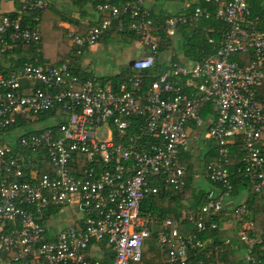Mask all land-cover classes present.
<instances>
[{
  "label": "built area",
  "instance_id": "built-area-1",
  "mask_svg": "<svg viewBox=\"0 0 264 264\" xmlns=\"http://www.w3.org/2000/svg\"><path fill=\"white\" fill-rule=\"evenodd\" d=\"M2 1L0 54L38 45L39 33L3 13ZM193 1L207 7L197 6L189 19L170 17L163 29L154 26L143 0L122 8L100 4L96 10L105 19L84 35H67L80 56L112 29L114 20L115 31L125 32L120 18H129V29L145 51L132 61V76L117 88L95 77L80 80L68 64H26L15 74L0 72L1 128L57 105L67 112L57 130L17 137L19 154L9 143H0V264H102L87 256L97 243L111 252L110 264L141 263L143 247L153 237L152 224L140 215L141 202L158 194L160 186L184 191L187 167L180 161L194 152V140L215 147L214 160L202 174L214 187L186 221L165 219L157 225L163 264H205L197 258L213 243L207 234L219 229L229 211L248 251L247 262L264 261V228L255 227L246 201L233 202L236 182L248 194L264 193V104L257 102L264 81L260 18L251 17L248 0ZM46 5L22 0L19 14L39 12ZM212 14L225 25L218 50L194 64H173L144 87L141 74L154 66L160 32L174 38L180 25ZM239 55L248 60L241 64ZM23 81L38 82L45 90L34 87L26 95ZM38 153L45 154L50 173H39L40 159L33 160ZM67 207L82 214L52 239L42 217L50 209ZM230 243L225 239V245Z\"/></svg>",
  "mask_w": 264,
  "mask_h": 264
},
{
  "label": "trees",
  "instance_id": "trees-1",
  "mask_svg": "<svg viewBox=\"0 0 264 264\" xmlns=\"http://www.w3.org/2000/svg\"><path fill=\"white\" fill-rule=\"evenodd\" d=\"M22 0H14L16 5V10L8 13L7 16L11 19L20 18V24L23 27L28 26L30 29L35 30L39 33L41 41L38 45H22L11 52H5L0 54V72L4 75L8 76L11 74H15L20 71L24 65L31 64L35 67L42 68H57L62 64H68L71 72L76 75L80 80H86L88 78H93L91 75L86 72H80L75 69L73 63L75 60L73 59L74 48L66 49L60 43L58 46V50L54 53L48 52L45 47V37L44 33L47 30V24L44 19H47L48 24L51 26L48 28L51 29L49 35L56 34L58 31L57 25L58 21H61L62 14L57 13V8H55L54 4H47L46 7L39 12H23L19 14L20 11V3ZM74 7L79 9H84L86 6L91 7L98 14V20L95 24L97 25L103 19L106 18L104 13H99L96 10L97 5L109 3L118 8L124 7V5L129 1L134 0H68ZM161 2H170L172 0H157ZM180 1V0H179ZM249 11L251 17H259L260 18V27L259 30L263 31L264 28V0H248ZM199 6L202 8L207 7L202 2L198 3L189 8V11L186 14L179 15L177 13L167 14L164 18L157 17L153 13H150L151 19L154 22L155 27H164L165 22L170 17H186L190 18L194 9ZM210 8V7H208ZM214 9V8H213ZM211 8V10H213ZM214 11V10H213ZM119 19V18H118ZM123 20V24L125 26V32L120 33L115 31V27L117 24V20L112 22V29L109 32H106L101 38L107 37L108 35L113 37H118L124 39L128 43H138L139 39L134 32L129 29L130 21L129 18H120ZM56 29V30H55ZM161 29V31H162ZM225 25L218 21L214 14L210 17V19H202L198 22H191L190 20L184 24L180 25L178 28V32L176 37L169 38L166 37L164 32H160V36L162 38V43L158 48V54L155 57L154 66L144 71L141 74V77L144 81V87L150 85L152 82L156 81L162 74L171 70V66L173 64L178 63H188L194 64L200 62L201 60L211 56L214 54L218 48L222 38V34L224 32ZM45 30V31H44ZM59 34V33H58ZM57 34V35H58ZM53 36V38H54ZM208 39H212L213 43L209 44ZM99 40V41H100ZM58 42V41H57ZM61 46V47H60ZM87 48L82 49V53ZM168 49H172V54H167ZM179 53L182 56L179 57ZM25 56H22L24 55ZM57 55L56 58L49 59V62H46V58L50 57V55ZM15 55V58H11ZM81 56V55H80ZM165 56V58H163ZM79 57V56H75ZM11 58V65L8 68H4L1 65V60ZM237 60L243 64L248 60V56H236ZM133 74L131 68H127L121 73L112 76V77H99L97 78L101 83L110 84L114 88H117L119 85L125 83L128 78H130ZM35 88L45 90L42 85L35 86ZM26 95L31 94V92L24 93ZM257 102L260 104H264V81L261 87L258 89ZM67 112L63 109L62 105L55 106L52 110L47 112H42L37 116H30V118L19 117L16 119L15 124L11 125L8 128L0 127V143H3L1 140L3 138H8L11 133L16 130H22L23 134L21 137H30L32 135H39L44 130L51 129L52 131L57 130L60 125L65 121ZM37 125L39 127H37ZM206 142V141H205ZM9 144L14 149V152L19 154L21 151L20 146L18 145L17 139ZM206 152L203 156L195 158L191 154L187 153L182 155L180 163L187 167V177H186V187L182 193L174 192L164 186H160L159 193L156 195H148L146 196L140 205V215L145 217L152 225L151 229L153 231V237L151 239L152 242L155 243V247L158 246L156 242V232L157 225L161 223L165 219L170 220H181L186 221L188 215L190 213L196 214L198 210L202 207L207 189L200 188L196 184L195 176L202 175L206 169V166L209 162L214 160V150L215 147L213 143L206 142ZM239 150L235 147L234 149V157L238 156ZM46 156L44 153H38L34 157V161H38L40 159V169L38 170L40 174L50 173L51 168L48 165ZM33 158V157H32ZM238 163L234 160L232 166L235 167ZM74 167V166H73ZM76 168V167H75ZM210 185L211 184L209 182ZM243 186H239V182L235 183V190L233 192V198L237 204H239V198L241 196V190H243ZM246 205L248 209L252 210L251 219L253 220L255 227L257 229L264 228V193L259 196H255L253 194H249L248 200L246 201ZM59 213L58 209H50L44 213L42 217V223L49 222L50 219L55 218V216ZM228 218L231 221H234L232 216V212H227ZM247 217H244V220ZM227 216L221 218L219 229L217 231L211 232L207 234V237L212 238L213 243L208 245L204 252L199 255L197 259L203 260L205 264L215 262V257L218 258L225 264H232V254L233 245L240 244L239 238L236 235V231L232 230L230 223H232ZM224 224L228 225V227L224 226ZM237 230V229H236ZM228 231V232H227ZM186 233H189L187 230ZM230 233V234H229ZM233 238L229 245H225L224 241L226 237ZM242 245V244H241ZM244 246V245H243ZM159 247V246H158ZM245 247V246H244ZM246 249V247H245ZM149 250L148 252H151ZM154 251V250H153ZM232 251V252H231ZM248 253L246 249V254ZM155 254V253H154ZM162 254V253H161ZM149 261L145 257H142V261L139 264H158L155 261ZM197 259L192 261H196ZM160 264V263H159Z\"/></svg>",
  "mask_w": 264,
  "mask_h": 264
},
{
  "label": "crops",
  "instance_id": "crops-1",
  "mask_svg": "<svg viewBox=\"0 0 264 264\" xmlns=\"http://www.w3.org/2000/svg\"><path fill=\"white\" fill-rule=\"evenodd\" d=\"M43 1H45L46 4H48V3L54 4L55 8L61 9L63 11L62 18H61L62 22H60L57 25L58 28H61L63 30V34H64V36L62 35V38L60 39L61 44H62V50L64 49L63 46L66 49H68V48L71 49V47H72L70 41L67 38L68 34L72 33L75 35H84L89 31V29L92 26H94L93 24H95L96 21L98 20V14H96L95 11L93 9H91V7H89V6H86L84 9H79L77 7H74L68 0H43ZM105 1H108V0H105ZM143 1H144L146 10L151 12V14L153 13L155 16H157L159 18H161V17L164 18L167 14H170V13H177L179 15L186 14L189 11L190 7L198 4L197 2H195L193 0H180V1L179 0H172L170 2H166V1L161 2V1H157V0H143ZM15 10H16V5H15L14 0H3L2 1L1 11L3 13L8 14V13H11ZM261 32L264 35V28H263V31H261ZM112 38H113V36L108 35L107 37H103L100 41H98L97 44L104 43L107 39H112ZM121 40L124 41V39H121ZM132 44H134L133 51H136V53L139 54V57L142 56L145 49L143 47H141L139 45V43H132ZM96 45L85 49L84 52L79 57L73 56V59L75 60V63H73V66H75V69L77 71H80V72H86L87 74L91 75L92 77L95 76V72L93 71L94 69H91L90 62L88 63L87 59H88V57L90 58V56H92L93 52H95L98 49V45L97 46ZM22 56H25V54ZM180 56H182L181 53H179V57ZM15 57L16 56L13 55L11 58H15ZM56 57H57V55H54V54L50 55V57L46 58V62H49V59L56 58ZM11 58L1 60V65H3L4 68H8L12 64ZM163 58H165V56H163ZM132 61H130V62H132ZM127 68H130V66H128ZM127 68H125V69H127ZM125 69H123L122 71H124ZM38 85H39L38 82H33V83H29L26 81L22 82V87L24 89V93L31 92V89L34 88L35 86H38ZM194 141L195 142H192V148L194 149V152L191 153L192 156H194L195 158H198V157L203 156L205 153H207L206 150L203 153L199 152L198 147L199 146H205V145L201 144L200 142H196V140H194ZM199 143H200V145H199ZM195 178L198 179V181L201 183L200 186L197 184L198 187H200V188H204L203 187L204 184H207V186H208L207 190L214 187L213 185L209 184V182L207 181V179L205 178L204 175L195 176ZM241 191H242L241 196L238 200L239 203H242L243 201H247L248 197H249V194L247 193V191L245 189H243ZM233 202L235 204H237L234 199H233ZM64 210H65V208L61 209L59 211V213H57L55 218H52L49 220V222H47V225H46L47 231H48L49 236L52 239L57 235V233L60 230L63 229L61 226H62V223L64 222L63 221V219H64L63 214L65 213ZM70 217H71L70 224L68 226H70L73 223V220L76 221V219H78V215L76 216V214L74 213ZM233 222L234 221L232 220V223ZM232 223H230V226H231L232 230L236 231V235H237V232H238L236 230L237 228ZM224 226L228 227V225H226V224H224ZM189 232H190V230H189ZM224 239H230L231 241L233 240V238H230V236L226 237ZM143 248H146L147 252L151 249L152 250L154 249L153 252L155 253L154 257L156 258L155 259L156 263L163 264L165 255L161 254L162 252L158 246L155 247L154 242H152L151 240L147 241ZM231 250L233 251L232 256H230V257H232V260H233L232 264H252V263L247 262V260H246V249L243 245H241V244L233 245V248ZM255 252H257V251H255ZM87 256L90 259L100 261L102 264H110L112 262L111 252L105 246L104 243L94 244L91 247V249L88 251ZM212 264H225V263L222 261V259L220 260L219 257L218 258L215 257V262H213ZM260 264H264V261H262Z\"/></svg>",
  "mask_w": 264,
  "mask_h": 264
},
{
  "label": "rangeland",
  "instance_id": "rangeland-1",
  "mask_svg": "<svg viewBox=\"0 0 264 264\" xmlns=\"http://www.w3.org/2000/svg\"><path fill=\"white\" fill-rule=\"evenodd\" d=\"M56 12L59 14L63 13V11L58 8ZM44 21L47 24L48 28L51 27L48 24L47 19H44ZM60 22L62 21H58V24ZM48 28L46 31L44 30L45 31L44 33L45 47L48 52L54 53L58 50V46L61 43L60 39L62 38V35L64 36V34H63V30L60 28L58 29V31H56L55 36L53 35L54 36L53 38L52 35H49L50 34L49 32L51 31V29L48 30ZM97 45H98V49L95 52H93L90 58L88 57L87 59L88 63L90 62L91 69H94L93 71L95 72V76H94L95 78H99V77L109 78V77L115 76L116 74H119L123 69L127 68L129 66L130 61L139 57V54H137L136 51H133L134 44H130V43H127L126 41H122L121 38H118V37L107 39L104 43H99ZM168 53L172 54L173 53L172 49H168L167 54ZM37 127L39 126L37 125ZM21 134H23L22 130H16L10 134L9 140L8 138H3L1 141L9 143L11 142V140L13 141V139L16 140L17 137H19ZM201 144L205 146H199L198 148H199V152L203 153L207 149V146H206V142H202ZM195 181H196V184H198L199 186L201 185L198 179H196ZM203 187L205 189H208L207 184H204ZM77 210L78 209L77 208L75 209L74 207L65 208L64 210L65 213L63 214L64 222L62 223V226H61L63 229L67 228L68 225L70 224L71 215L75 213L76 216L77 215L79 217L81 216L82 213L79 210L78 211ZM227 219L231 221V219L228 218V215H227ZM153 250L151 252H147L146 248H143V257H145L149 261H154L155 254Z\"/></svg>",
  "mask_w": 264,
  "mask_h": 264
},
{
  "label": "water",
  "instance_id": "water-1",
  "mask_svg": "<svg viewBox=\"0 0 264 264\" xmlns=\"http://www.w3.org/2000/svg\"><path fill=\"white\" fill-rule=\"evenodd\" d=\"M133 65V62H130L129 66H132Z\"/></svg>",
  "mask_w": 264,
  "mask_h": 264
}]
</instances>
